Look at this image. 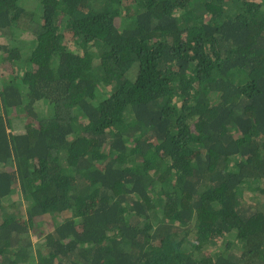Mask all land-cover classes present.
Segmentation results:
<instances>
[{
    "label": "trees",
    "instance_id": "trees-1",
    "mask_svg": "<svg viewBox=\"0 0 264 264\" xmlns=\"http://www.w3.org/2000/svg\"><path fill=\"white\" fill-rule=\"evenodd\" d=\"M0 264H264V0H0Z\"/></svg>",
    "mask_w": 264,
    "mask_h": 264
},
{
    "label": "rangeland",
    "instance_id": "rangeland-1",
    "mask_svg": "<svg viewBox=\"0 0 264 264\" xmlns=\"http://www.w3.org/2000/svg\"><path fill=\"white\" fill-rule=\"evenodd\" d=\"M13 131L15 132V131H21L22 130V124H21V121H19V120H13ZM12 131V130H11ZM12 131V132H13ZM19 201H20V203H17L18 204V207L20 208V209H22V210H24L25 209V207H26V203L22 200V199H19ZM32 239H33V241H36V235H33L32 234Z\"/></svg>",
    "mask_w": 264,
    "mask_h": 264
}]
</instances>
